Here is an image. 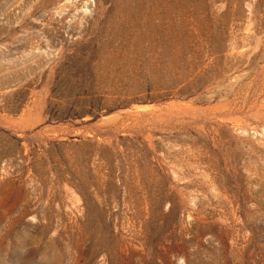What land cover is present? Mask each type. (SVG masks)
<instances>
[{"label":"rangeland","instance_id":"374dc122","mask_svg":"<svg viewBox=\"0 0 264 264\" xmlns=\"http://www.w3.org/2000/svg\"><path fill=\"white\" fill-rule=\"evenodd\" d=\"M0 264H264V0H0Z\"/></svg>","mask_w":264,"mask_h":264}]
</instances>
